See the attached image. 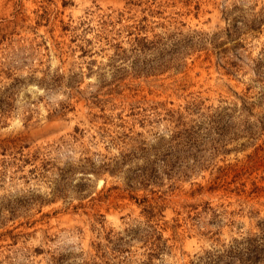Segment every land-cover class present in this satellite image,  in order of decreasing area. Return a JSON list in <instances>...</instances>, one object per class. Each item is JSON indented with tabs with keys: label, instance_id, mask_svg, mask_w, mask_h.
Returning a JSON list of instances; mask_svg holds the SVG:
<instances>
[{
	"label": "rangeland",
	"instance_id": "1",
	"mask_svg": "<svg viewBox=\"0 0 264 264\" xmlns=\"http://www.w3.org/2000/svg\"><path fill=\"white\" fill-rule=\"evenodd\" d=\"M263 246L264 0H0V264Z\"/></svg>",
	"mask_w": 264,
	"mask_h": 264
},
{
	"label": "trees",
	"instance_id": "2",
	"mask_svg": "<svg viewBox=\"0 0 264 264\" xmlns=\"http://www.w3.org/2000/svg\"><path fill=\"white\" fill-rule=\"evenodd\" d=\"M258 246L257 245H254V249L255 250H258ZM250 249V248H249ZM261 250H264V246L262 247ZM264 255V253H262ZM261 252H258V251H254V256L258 257V256H261L262 255Z\"/></svg>",
	"mask_w": 264,
	"mask_h": 264
}]
</instances>
